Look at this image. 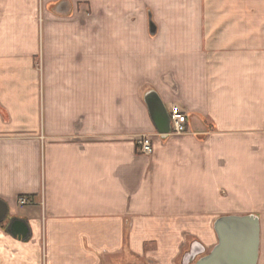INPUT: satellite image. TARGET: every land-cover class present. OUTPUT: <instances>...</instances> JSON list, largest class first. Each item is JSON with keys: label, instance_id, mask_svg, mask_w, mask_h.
Segmentation results:
<instances>
[{"label": "crops", "instance_id": "crops-1", "mask_svg": "<svg viewBox=\"0 0 264 264\" xmlns=\"http://www.w3.org/2000/svg\"><path fill=\"white\" fill-rule=\"evenodd\" d=\"M0 199V264H187L247 214L264 264V0H0Z\"/></svg>", "mask_w": 264, "mask_h": 264}, {"label": "water", "instance_id": "water-1", "mask_svg": "<svg viewBox=\"0 0 264 264\" xmlns=\"http://www.w3.org/2000/svg\"><path fill=\"white\" fill-rule=\"evenodd\" d=\"M150 32L157 30L151 16L149 21ZM152 121L162 135L171 132V118L160 96L155 91H150L145 96ZM8 204L0 199V221L8 216ZM217 243L209 253L204 254L194 264H257L260 247V220L254 214L224 215L214 223ZM9 231L26 239L30 234L28 223L18 217L10 220ZM197 245L202 249L197 251ZM196 247V248H195ZM206 248L199 242L193 243L191 251L185 255L191 264L196 256L206 252Z\"/></svg>", "mask_w": 264, "mask_h": 264}, {"label": "built area", "instance_id": "built-area-1", "mask_svg": "<svg viewBox=\"0 0 264 264\" xmlns=\"http://www.w3.org/2000/svg\"><path fill=\"white\" fill-rule=\"evenodd\" d=\"M171 118V132L172 133H184L188 131L187 115L180 110L176 105L172 106L170 110ZM138 150L141 153L149 154L152 152V138L148 135H141L137 139ZM20 205H29L33 203L32 197L21 195L18 198Z\"/></svg>", "mask_w": 264, "mask_h": 264}, {"label": "rangeland", "instance_id": "rangeland-1", "mask_svg": "<svg viewBox=\"0 0 264 264\" xmlns=\"http://www.w3.org/2000/svg\"><path fill=\"white\" fill-rule=\"evenodd\" d=\"M150 12H152V11H150ZM152 15H153V14H152ZM152 15L150 14V16H151L153 22L155 23L154 17H153ZM150 16H149V20H148V16L146 17L148 23H149V21H150ZM86 18H88L87 20L92 21L94 17H93V16H89V17H86ZM155 25H156V23H155ZM210 250H211V248H208V249L206 250L205 253H201L200 255L196 256V258L194 259V261H192L191 264H194V263L197 261V259H199V258H200L201 256H203L204 254L209 253ZM129 258H130V255H125V256L121 257L120 259H118V262L121 263V262H123V261H126V260L129 259Z\"/></svg>", "mask_w": 264, "mask_h": 264}]
</instances>
